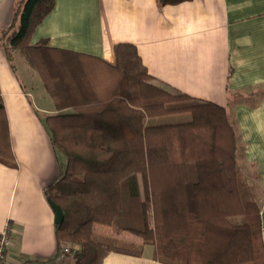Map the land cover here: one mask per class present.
Listing matches in <instances>:
<instances>
[{
    "label": "trees",
    "instance_id": "obj_1",
    "mask_svg": "<svg viewBox=\"0 0 264 264\" xmlns=\"http://www.w3.org/2000/svg\"><path fill=\"white\" fill-rule=\"evenodd\" d=\"M52 6L18 0L0 48L10 63L23 54L57 109L39 115L62 165L44 190L63 213L57 254L67 248L68 264H102L109 253L141 257L152 246L164 264H264L260 208L238 166L230 109L155 83L131 43L113 46V63L32 43ZM184 113L188 120L153 122ZM0 163L16 168L1 94ZM95 225L141 244L95 237Z\"/></svg>",
    "mask_w": 264,
    "mask_h": 264
},
{
    "label": "crops",
    "instance_id": "obj_2",
    "mask_svg": "<svg viewBox=\"0 0 264 264\" xmlns=\"http://www.w3.org/2000/svg\"><path fill=\"white\" fill-rule=\"evenodd\" d=\"M17 1L0 0V30L9 26ZM42 39L108 63L116 43H131L155 83L228 107L242 144L240 170L259 204L264 246V0L163 6L157 0H53L31 36L32 43ZM19 67L0 48V94L16 162V168L0 163V232L10 225L7 264L61 263L66 257L57 254L44 190L62 165L39 116L57 109L39 75ZM121 236L133 242L129 233L114 237ZM154 256L152 246H143L141 257L109 253L102 264H164Z\"/></svg>",
    "mask_w": 264,
    "mask_h": 264
},
{
    "label": "rangeland",
    "instance_id": "obj_3",
    "mask_svg": "<svg viewBox=\"0 0 264 264\" xmlns=\"http://www.w3.org/2000/svg\"><path fill=\"white\" fill-rule=\"evenodd\" d=\"M12 63L16 64L18 68L19 67V64H22L24 66H26L25 68H27V70L34 74V76H36L37 80H39L38 78V74L37 72L33 69V67H31L25 60H24V57H23V54L20 52V51H16L14 52L13 54V61ZM189 114L188 113H184V114H177V115H168V116H162V117H157V118H154L153 119V122L158 124V123H175V122H180V121H185V120H188L189 119ZM238 166L240 168V163L238 162ZM256 199V198H255ZM110 229H107L106 227L104 226H101V225H95L94 226V234H95V237H98V238H105V237H114L113 235L110 234L109 232ZM131 238L133 239L132 243H129L127 241H125L126 243L130 244V245H133V246H139V244H136L134 243V241H140V239L133 233H129ZM99 235V236H98ZM101 236V237H100ZM122 236H125V235H122ZM117 238L118 240L120 241H124L122 240L123 238ZM227 262H230V261H233L232 259H228L226 260ZM56 264H68L66 260H63L61 263H56Z\"/></svg>",
    "mask_w": 264,
    "mask_h": 264
},
{
    "label": "built area",
    "instance_id": "obj_4",
    "mask_svg": "<svg viewBox=\"0 0 264 264\" xmlns=\"http://www.w3.org/2000/svg\"><path fill=\"white\" fill-rule=\"evenodd\" d=\"M9 232L10 228H8V226L0 232V264H7L8 247L10 244ZM74 249H76V247H74ZM68 253L69 250L67 248H63L58 257H64Z\"/></svg>",
    "mask_w": 264,
    "mask_h": 264
},
{
    "label": "water",
    "instance_id": "obj_5",
    "mask_svg": "<svg viewBox=\"0 0 264 264\" xmlns=\"http://www.w3.org/2000/svg\"><path fill=\"white\" fill-rule=\"evenodd\" d=\"M48 203L50 205V207L52 208L53 212H54V220L56 224H60L63 220V213L62 210L59 206H57L56 204H54L52 201L48 200Z\"/></svg>",
    "mask_w": 264,
    "mask_h": 264
}]
</instances>
